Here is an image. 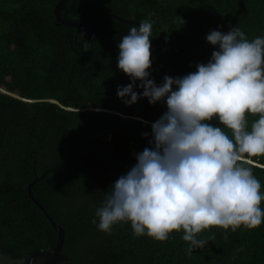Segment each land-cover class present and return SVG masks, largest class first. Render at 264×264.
Listing matches in <instances>:
<instances>
[{"label":"trees","instance_id":"16d2710c","mask_svg":"<svg viewBox=\"0 0 264 264\" xmlns=\"http://www.w3.org/2000/svg\"><path fill=\"white\" fill-rule=\"evenodd\" d=\"M58 2L0 0V249L19 257L55 246L58 235L28 192L38 179L33 196L65 229L68 259L60 264H264V222L204 229L197 235L207 243L191 254L182 229L159 241L135 235L130 222L110 232L93 223L111 184L150 146L142 133L166 110L117 96L131 82L117 67L120 39L154 21L150 72L160 83L207 62L214 46L206 34L218 26L264 36V0H68L65 20L113 14L81 29L56 19ZM258 116L246 113L249 127ZM243 162L264 192V155Z\"/></svg>","mask_w":264,"mask_h":264},{"label":"clouds","instance_id":"9594fccd","mask_svg":"<svg viewBox=\"0 0 264 264\" xmlns=\"http://www.w3.org/2000/svg\"><path fill=\"white\" fill-rule=\"evenodd\" d=\"M153 24L140 21L120 39L117 67L131 82L118 85L117 96L126 105L162 102L166 110L142 133L150 146L111 184L93 223L110 232L130 222L135 235L159 241L182 229L191 254L207 243L197 235L204 229L264 222L261 183L243 162L245 154L264 155V36L249 40L237 25L226 32L218 26L206 34L214 46L207 62L157 83L150 72ZM246 113L259 114L250 127Z\"/></svg>","mask_w":264,"mask_h":264},{"label":"water","instance_id":"95a60500","mask_svg":"<svg viewBox=\"0 0 264 264\" xmlns=\"http://www.w3.org/2000/svg\"><path fill=\"white\" fill-rule=\"evenodd\" d=\"M90 1V0H85ZM68 0H59L54 8V14L56 19L64 25L76 27L81 29L86 24L95 21L106 15L113 14H99L88 17L80 21H69L61 17L60 12L65 7ZM116 16V15H115ZM137 24V23H136ZM139 26V24H137ZM250 161V160H248ZM38 179H35L29 186L28 192L33 202L41 209L45 214L49 222L55 229L58 238L55 246L52 249L43 250L35 254H27L19 257H13L11 254H7L0 249V264H60L63 260H67L68 257L64 253V242H65V229L62 224L56 223L51 215L46 211L45 207L33 196L32 186Z\"/></svg>","mask_w":264,"mask_h":264},{"label":"rangeland","instance_id":"374dc122","mask_svg":"<svg viewBox=\"0 0 264 264\" xmlns=\"http://www.w3.org/2000/svg\"><path fill=\"white\" fill-rule=\"evenodd\" d=\"M139 119V118H138Z\"/></svg>","mask_w":264,"mask_h":264}]
</instances>
